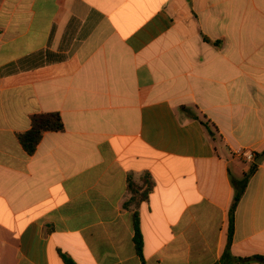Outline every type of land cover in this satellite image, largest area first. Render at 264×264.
I'll return each instance as SVG.
<instances>
[{"label":"crops","instance_id":"obj_1","mask_svg":"<svg viewBox=\"0 0 264 264\" xmlns=\"http://www.w3.org/2000/svg\"><path fill=\"white\" fill-rule=\"evenodd\" d=\"M51 112L64 131L28 155L18 134ZM246 151L264 153V0H0V264L264 256L263 161L224 259ZM147 173L142 258L124 204Z\"/></svg>","mask_w":264,"mask_h":264},{"label":"trees","instance_id":"obj_2","mask_svg":"<svg viewBox=\"0 0 264 264\" xmlns=\"http://www.w3.org/2000/svg\"><path fill=\"white\" fill-rule=\"evenodd\" d=\"M206 41H208L205 38ZM198 119L197 117H195ZM202 124L206 126L208 131L212 133L211 128L209 127L208 122L202 121ZM64 131V122L62 116L59 112H51V113H40L35 114L31 117V128L23 133L18 134V141L21 144L22 148L28 155H34L36 152L40 142L42 141L44 135L47 132H62ZM263 154H256L255 161L251 163L250 169L246 172L241 180H236L232 178V183L235 189V196L234 202L231 207L230 211V239L224 254L225 257L230 256V242H231V234L233 231V220H234V213L236 210L237 205L239 204L242 196L245 193V190L248 186L250 178L254 175V173L259 168V165L256 164V161L262 156ZM154 181L150 174H145L142 178L141 183H136L132 180H129L128 183V192L130 198L128 201L125 202L124 207L130 208L134 206L136 209L134 214V228H135V246L136 251L140 257L143 258V237L140 228V218L139 214L137 213V209L142 203L149 201L150 194L154 189ZM62 260L65 264H76L71 258L66 255L60 254ZM229 264H264V256H254L247 259H233L232 261L228 262Z\"/></svg>","mask_w":264,"mask_h":264},{"label":"built area","instance_id":"obj_3","mask_svg":"<svg viewBox=\"0 0 264 264\" xmlns=\"http://www.w3.org/2000/svg\"><path fill=\"white\" fill-rule=\"evenodd\" d=\"M243 156L248 162H254L255 161V155L250 151L244 152Z\"/></svg>","mask_w":264,"mask_h":264},{"label":"water","instance_id":"obj_4","mask_svg":"<svg viewBox=\"0 0 264 264\" xmlns=\"http://www.w3.org/2000/svg\"><path fill=\"white\" fill-rule=\"evenodd\" d=\"M263 161H264V155L261 156V157L256 161V164L260 165V164H262Z\"/></svg>","mask_w":264,"mask_h":264}]
</instances>
